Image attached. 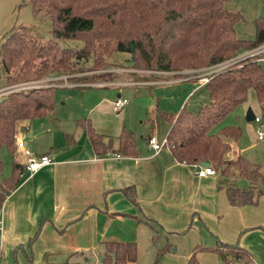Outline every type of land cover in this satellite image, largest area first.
<instances>
[{
	"label": "crops",
	"instance_id": "obj_1",
	"mask_svg": "<svg viewBox=\"0 0 264 264\" xmlns=\"http://www.w3.org/2000/svg\"><path fill=\"white\" fill-rule=\"evenodd\" d=\"M20 1L0 0V46L6 31L18 22L16 13L20 11ZM227 7L239 10L245 17L236 24L237 35L254 37V19L264 15V0H230ZM249 55H257L263 64L264 44L240 53L235 59ZM213 70H190L181 76H175L174 72L161 73L158 79H135V83H131L147 86L155 99L144 108L146 111L140 109L138 113L144 117L141 124L145 141L141 143L136 137L137 156H126L116 151L97 154L78 123L80 119L89 117L96 130L106 135V139L113 138L117 147L118 136L124 126L136 132L127 124V112L124 110L127 104L119 110L114 108V100L124 97L121 87L129 84L120 80L97 85L66 80L58 86L57 90L66 86L114 89L97 94L94 97L99 95V98L95 101L85 103L82 100L78 111L70 110L72 113L63 116L57 113L63 99L56 90L54 111L19 126L17 139L24 138L31 151L39 156L49 155L52 162L34 172L25 170L19 184L7 196L1 210L0 264H101L107 240L137 242L138 257L130 264H186L192 252L187 250L183 255L171 253L173 243L169 239L171 234L184 233L185 230L198 241L199 234L205 229L208 240L206 244L202 242L203 245H213L216 236L228 242H234L241 236L240 244L253 255L257 245L262 248L264 231L243 230L264 224V182L257 186L263 197L256 205L233 206L228 200L226 185L246 188L250 182L243 184L240 176H232L226 182L219 170L199 176L193 164L178 161L168 146L155 151L148 144L150 136L159 139V125L164 127L161 137H167L170 122L162 112L177 111L184 105L197 111L209 101L206 81L201 77L205 73L210 76ZM8 87L1 71L0 52V94ZM65 105L63 101L62 107ZM82 113L86 114L82 116ZM64 119L70 120L69 126L62 125ZM261 120L260 117L257 121ZM241 137L230 141L232 147L226 155L228 160L243 154L239 144ZM11 156L12 167L13 162H26L25 153L18 147ZM130 185L136 187L138 204L133 203L123 191ZM201 219L207 229L196 224V220ZM36 233L37 238L31 242ZM167 245L169 248L157 260L159 250ZM177 249L176 246L172 252ZM260 263L261 257L256 256L255 264Z\"/></svg>",
	"mask_w": 264,
	"mask_h": 264
},
{
	"label": "trees",
	"instance_id": "obj_2",
	"mask_svg": "<svg viewBox=\"0 0 264 264\" xmlns=\"http://www.w3.org/2000/svg\"><path fill=\"white\" fill-rule=\"evenodd\" d=\"M229 1L30 0L34 14L49 15L53 38L38 42L29 28L17 23L6 31L1 42V71L7 85L28 82H37V85L0 97V173L4 170L2 149L6 148L11 155L16 153L19 124L44 117L55 109L57 86L42 85L41 81L49 75L73 72V59L94 55L95 64L99 65L115 51L132 52L133 44L135 67L155 71L148 80L161 77L160 71L181 76L185 71L217 68L229 62L211 73L206 82L209 101L197 111L184 105L177 111L162 112L170 122L166 146L180 162H208L221 172L226 182L232 176L247 178L250 185L246 188L226 185L228 200L233 206L257 203L262 194L257 186L264 182L261 164L243 154L236 159L226 158L232 140L241 137L242 127L225 125L218 131L213 130L248 99L251 88L255 89L264 109V67L258 56L235 59L240 53L264 44V15L254 19V37H239L236 24L245 17L239 10L229 9ZM60 39H81L84 45L69 49L61 47ZM78 123L97 154L108 151L126 156L139 154L134 130L124 126L115 147L113 138L106 139L89 117ZM25 170V164L13 162L11 173L0 180V212ZM123 191L133 203H139L134 185ZM166 248L168 245L159 250L157 260ZM200 250L214 251L226 261L234 258L246 264L254 262L253 253L239 241L228 242L216 236L214 245L197 244L186 264H203L198 258ZM137 257L136 241L107 240L101 264H130Z\"/></svg>",
	"mask_w": 264,
	"mask_h": 264
},
{
	"label": "rangeland",
	"instance_id": "obj_3",
	"mask_svg": "<svg viewBox=\"0 0 264 264\" xmlns=\"http://www.w3.org/2000/svg\"><path fill=\"white\" fill-rule=\"evenodd\" d=\"M20 11L16 13L17 23L23 25L31 30V34L38 42H47L53 38L51 33L52 22L47 14H40L36 15L33 12L32 5L30 0H21L19 3ZM61 47H66L69 49H80L83 47L84 42L81 39H60L58 40ZM135 53L134 57L132 52H123L118 51L114 52L112 55L105 57V62L103 61L102 64H95V57L94 55H90L89 58L85 59H73L74 64V71H69L65 73L66 75H49L48 80L41 81L42 85H54L60 86L61 84L65 83L66 79L64 76L67 77V81L69 83H85V84H99L100 82H108L114 80H120L123 83L129 84L121 87L123 92V96L128 97L130 100V104H127L124 107L125 111L127 112V124L132 126L136 130V134L138 137V141L143 143L144 138L142 137V124L141 118L138 115L140 109H144L148 107L152 102L154 103L155 99L152 98V94L150 90L145 85H131V83H135V79L144 80L147 77H153L154 70L148 69H140L135 67L134 65ZM264 67V62L262 64ZM157 72V71H156ZM161 74V72H159ZM155 78V77H154ZM31 84L37 85V82H28L23 85L30 86ZM21 84H11L8 85L9 89L3 91L1 96L7 95L11 91H15L17 87ZM39 85V84H38ZM34 86V85H33ZM32 87V86H30ZM111 87V86H110ZM115 87V86H112ZM21 87V89H23ZM138 88V89H137ZM114 88H105V87H74V86H66L63 88H59L57 90V95L61 96L63 101L66 102V105L62 107L59 103L57 108V113L60 115L72 113L71 111H78L81 107L82 100L85 103L95 101L99 98V95L106 93L109 90H113ZM124 89V90H123ZM2 92V91H1ZM115 92V91H114ZM99 94L96 98V96ZM60 97V98H61ZM152 99V100H151ZM61 101V99H60ZM201 104V102H199ZM66 107V108H65ZM189 107V106H188ZM195 107V103H194ZM249 107L252 108L255 114H259L262 118L261 121H257L255 119L249 120L247 119L246 111H248ZM190 108V107H189ZM145 110V109H144ZM146 111V110H145ZM117 113L121 111H115ZM142 113V110L140 111ZM86 113H82L80 115L84 116ZM145 116V115H144ZM225 120L219 122L216 127L213 129L214 131L220 130L223 126L227 125H238L241 126L243 129V135H241L240 140V147L243 150V155L247 156L248 159L251 161L259 162L262 167V171L264 172V138H259L260 131L263 132L264 137V109L261 102L257 98V94L255 89L251 88L248 93V99L246 100L245 104L242 105L239 109H236L234 112L227 115ZM70 120H63V126H69ZM21 124H19L20 126ZM164 127L160 125L158 126V135L159 139L163 141L165 137H161V133L163 134ZM144 134V133H143ZM1 157L4 162V170L0 173V180L3 177L8 176L11 173L12 167V156L9 151L4 148L1 151ZM242 179L241 182L246 184L249 182L247 178H240ZM246 179V180H244ZM264 189V187H263ZM263 197V193L261 194ZM260 196V197H261ZM262 199V198H261ZM264 201V199H263ZM252 204V205H256ZM205 221L203 219L196 220V224H199L201 229L206 228L207 226L204 225ZM253 229V230H252ZM254 229H261L264 231V224L263 225H256L246 227L243 232L248 230L254 231ZM199 232V231H198ZM200 233V232H199ZM198 241L194 240L191 234H188L186 230L184 233L176 232L170 235L169 239L172 244V251H174L175 247L177 246L178 249L176 252H172L174 254L183 255L185 251L190 250V253L193 252V247L199 243L207 242L208 235L205 234V229L201 231L198 236ZM215 237V236H214ZM176 238L178 241H176ZM239 236L235 241H239ZM259 240V239H258ZM178 242V243H177ZM213 245L216 243L212 241ZM240 242V241H239ZM206 244V243H205ZM260 248V249H259ZM203 251V255L200 256L201 252ZM254 253V263L256 260V256L261 257V263H264V241L262 243V248L257 245ZM192 254V253H191ZM198 258L203 264H246L242 260H237L234 258H229L226 261L222 256L218 253L211 251V250H200L198 251Z\"/></svg>",
	"mask_w": 264,
	"mask_h": 264
},
{
	"label": "built area",
	"instance_id": "obj_4",
	"mask_svg": "<svg viewBox=\"0 0 264 264\" xmlns=\"http://www.w3.org/2000/svg\"><path fill=\"white\" fill-rule=\"evenodd\" d=\"M229 62H224L221 66L214 68V70L212 72L215 71V69H219L222 67H225L226 65H228ZM207 69V68H205ZM161 73H170L169 71H160ZM202 75V74H201ZM65 79L67 80V77L64 76ZM209 75L208 73H205L202 75V79H204L206 82L209 79ZM25 83H22L19 87L16 88L17 89H21V87L23 88V85ZM36 86L35 84H31L30 86ZM30 86H24V88L30 87ZM129 103V99L126 97H118L114 100V108L116 110L121 109L122 107H124L126 104ZM255 120H260V117L256 115ZM263 137V132L260 131L259 133V138ZM167 143V137H165V139L163 141L159 140L156 136H150L148 138V144L149 147L151 149H154L155 151H159L163 148V146H165ZM16 145L18 148L22 149L23 152L26 155V170L30 171V172H34L37 171L39 169H41L42 167L50 164L52 162V158L49 155H36L33 151H31V149L27 146V142L24 138H19L16 141ZM195 173H197L199 176H207L210 174H214L216 172V170L214 169V167L212 165H203L202 163H195L193 164ZM2 224H3V220L1 217V212H0V229L2 228Z\"/></svg>",
	"mask_w": 264,
	"mask_h": 264
},
{
	"label": "water",
	"instance_id": "obj_5",
	"mask_svg": "<svg viewBox=\"0 0 264 264\" xmlns=\"http://www.w3.org/2000/svg\"><path fill=\"white\" fill-rule=\"evenodd\" d=\"M134 53H135V47L134 45L132 44V54H133V57H134ZM256 117V114L253 112L252 108L249 107L248 111H247V119L249 120H252V119H255ZM203 165H209L208 162H202ZM175 249V248H174ZM102 258V257H101Z\"/></svg>",
	"mask_w": 264,
	"mask_h": 264
}]
</instances>
